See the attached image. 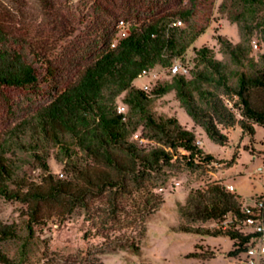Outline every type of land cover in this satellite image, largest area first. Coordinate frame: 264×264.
I'll use <instances>...</instances> for the list:
<instances>
[{
	"label": "trees",
	"instance_id": "16d2710c",
	"mask_svg": "<svg viewBox=\"0 0 264 264\" xmlns=\"http://www.w3.org/2000/svg\"><path fill=\"white\" fill-rule=\"evenodd\" d=\"M211 1L180 0L163 11L157 1L129 12L135 23L127 34L112 47L118 31L113 37L104 29L80 49L81 60L63 82L55 60L65 54H58L48 37L31 36L12 24L0 10V103L11 122L0 135V198L21 206V223L0 222V245L20 241L19 258H10L0 246V264H23L37 229L52 218L63 222L77 210L89 216L96 202L104 204L103 228L119 224L124 201L146 191L178 158L191 170L215 162L196 145L193 130L154 111L164 96L173 94L193 124L220 146L228 144L224 130L239 127L253 137L255 127L264 129V52L255 56L252 49L254 40L264 45V0H224L220 11L230 14L240 41L218 36L221 59L208 47L194 48L193 67L169 73L206 30L209 15L203 6ZM157 67L170 79L149 91L135 86ZM121 104L125 113L118 112ZM51 159L61 173L53 171ZM261 199L264 194L252 201ZM246 208L224 182L213 181L190 190L178 206L183 222L172 231L225 237L232 243L228 257L236 259L255 238L237 230L249 218ZM125 247L139 253L134 242ZM195 250L188 258L217 256L201 244Z\"/></svg>",
	"mask_w": 264,
	"mask_h": 264
},
{
	"label": "rangeland",
	"instance_id": "374dc122",
	"mask_svg": "<svg viewBox=\"0 0 264 264\" xmlns=\"http://www.w3.org/2000/svg\"><path fill=\"white\" fill-rule=\"evenodd\" d=\"M157 1L162 11L180 4V0H166L165 5L161 4L163 0H0V10L12 24L31 36L48 37V44L58 47V54H65L62 59L55 60L58 79L63 82L70 77L67 71H72L71 65H77L81 60L80 49L90 45L106 28L113 37L118 31L113 41L116 44L120 34H127V28L135 23L129 12L153 7ZM223 1L214 0L203 6L209 15L206 30L183 58L174 63L191 69L194 48L203 46L212 50L215 58L221 59L218 36L233 44L240 41L236 24L229 20L230 14L220 11ZM252 49L256 56L264 52V45L260 43L258 49ZM169 79L167 70L157 67L134 84L142 89L144 85L153 87L156 82ZM154 111L158 115L176 117L185 129L193 130L196 138L202 140L204 152L212 155L215 162L191 170L178 158L176 166L157 176L146 191L124 201L125 213L119 216V224L111 227L103 228L101 224L103 202H96L89 216L77 210L63 222L52 218L46 226L36 230L23 264H237L236 259L228 257L232 248L229 239L176 233L172 227L183 222L178 206L185 203L190 190L203 188L210 182L232 185L231 192L247 206L255 197L264 194V174L259 172L264 168V129L255 127L253 137L244 134L239 127L224 130L228 144L220 146L211 142L202 129L193 124L173 94L157 100ZM9 125L6 109L0 103V135ZM233 158L234 162L230 163ZM50 164L53 171L61 173V167L53 159ZM29 175H33L31 170ZM20 209L19 204L0 198V222L21 223ZM205 225L213 226L212 223ZM132 242L139 248L137 255L126 247L122 248ZM196 244L208 246L217 252V256L205 261L188 258L191 253L198 252ZM0 246L10 258H19L20 241L5 242ZM261 264H264V256Z\"/></svg>",
	"mask_w": 264,
	"mask_h": 264
},
{
	"label": "built area",
	"instance_id": "2783aa9c",
	"mask_svg": "<svg viewBox=\"0 0 264 264\" xmlns=\"http://www.w3.org/2000/svg\"><path fill=\"white\" fill-rule=\"evenodd\" d=\"M120 24H123L120 21ZM121 37H124L126 34L121 33ZM115 44H111L114 47ZM252 47L258 49L257 42L254 40L252 42ZM186 69L180 63H174L169 70L171 75L177 73H185ZM151 74V71L145 73L144 76ZM150 84L144 85L142 88L144 91L150 90ZM126 108L124 105H119L118 112L125 113ZM135 139L138 138V135L134 136ZM143 141L140 140V143ZM196 145L202 147V140L196 138ZM259 172L264 174V168L260 169ZM227 190L232 191V185H226ZM247 206V205H246ZM246 213L249 215L247 221L243 224V227H237L242 233H252L255 235L251 246L248 248L246 253L236 258L237 264H261L263 262L264 256V199L252 201L251 205H248L246 208Z\"/></svg>",
	"mask_w": 264,
	"mask_h": 264
}]
</instances>
